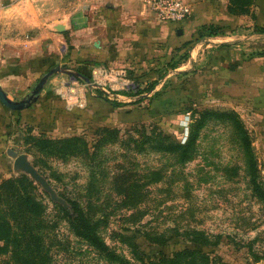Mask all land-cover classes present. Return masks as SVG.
<instances>
[{"label":"rangeland","instance_id":"1","mask_svg":"<svg viewBox=\"0 0 264 264\" xmlns=\"http://www.w3.org/2000/svg\"><path fill=\"white\" fill-rule=\"evenodd\" d=\"M19 1L0 0V9ZM181 1L185 20L196 28L195 42L171 51L172 65L147 77L126 70L93 82L88 68L37 60L29 87L8 98H25L55 66L65 65L90 82L54 73L30 106L12 110L0 102V183L22 178L26 193L41 206L34 229L43 256L35 264H115L73 234L67 222L71 201L80 203L109 248L131 264H160L184 249L206 254L212 264H264V199L253 188L264 190V141L246 100H213L205 82L210 70L203 71L216 51L208 30L200 28L213 21L221 26L212 35L219 36L213 37L216 45L224 46L225 39L231 47L245 45L251 57L264 54L258 0ZM25 2L43 3L61 16L64 8L83 6L99 20L101 8H117L120 0ZM132 3L136 0H122L125 7ZM200 40L210 45L198 46ZM153 81L157 84L147 91ZM191 134L187 154L166 149L184 145ZM71 137L80 139L55 143ZM20 155L49 190L16 163ZM0 264L14 263L3 255Z\"/></svg>","mask_w":264,"mask_h":264},{"label":"crops","instance_id":"2","mask_svg":"<svg viewBox=\"0 0 264 264\" xmlns=\"http://www.w3.org/2000/svg\"><path fill=\"white\" fill-rule=\"evenodd\" d=\"M21 1L0 9V86L10 98L29 87L37 60L59 59L88 69L97 64L111 70H132L141 77L165 66L172 59L171 51L193 39L196 31L191 19L179 23L158 20L142 0L129 4L130 9L137 6L132 10L122 0L117 8H101L96 15L99 20L83 6L64 8L61 16L43 3ZM256 9V24L264 25V0H258ZM59 24L63 31L56 29ZM211 37L216 52L203 72L210 70L205 82H210L213 100H246L264 141V54L251 57L250 52L245 53V45L231 47L225 39L221 41L224 46L216 45L213 37L219 36ZM196 43L206 44L205 48L210 45L203 40ZM199 55L197 61L203 59V52ZM0 111H4L1 104Z\"/></svg>","mask_w":264,"mask_h":264},{"label":"trees","instance_id":"3","mask_svg":"<svg viewBox=\"0 0 264 264\" xmlns=\"http://www.w3.org/2000/svg\"><path fill=\"white\" fill-rule=\"evenodd\" d=\"M202 29L208 30L209 34H218L220 25L217 23L202 24ZM195 41L193 39L185 42L186 46H192ZM183 44V46H185ZM181 48V47H180ZM180 48H176L179 51ZM186 55L181 57V61L185 60ZM89 64V63H88ZM93 64V63H91ZM173 64V58L167 63V65ZM157 81L151 82L147 91L153 90ZM114 106H119L118 102H112L104 99ZM104 133L117 132L114 129L104 128L101 130ZM80 138L71 137L56 140L55 143L72 144L77 142ZM194 141L193 135H189L185 144L170 145L166 149L180 150L182 149V155L187 154V148ZM244 144L250 147V141L245 138ZM253 188L264 199V190L257 184L253 185ZM71 213H67V222L73 234L87 243L95 251H97L104 259L115 264H131L127 259L117 254L114 250L109 248L105 241L100 237L97 232V222L92 221L83 207L77 201H71ZM41 213L40 204L34 200L25 191V185L22 178H10L0 183V256H8V258L14 264H35L37 261L42 260V254L39 251V246L35 244L37 240V229H34L36 225V219ZM202 242H206L207 239L203 233H198ZM198 240V239H197ZM186 262L187 264H212L209 257L201 253L198 250L184 249L178 252L171 259H160V264L167 262L170 264H178L180 262ZM142 264H146L140 260ZM159 264V263H148Z\"/></svg>","mask_w":264,"mask_h":264},{"label":"built area","instance_id":"4","mask_svg":"<svg viewBox=\"0 0 264 264\" xmlns=\"http://www.w3.org/2000/svg\"><path fill=\"white\" fill-rule=\"evenodd\" d=\"M147 9L160 21L179 23L188 17V11L181 0H147ZM1 59V50H0ZM93 82L101 76L106 78L109 74L125 75L126 70H111L103 65H92L90 68ZM112 72V73H110Z\"/></svg>","mask_w":264,"mask_h":264},{"label":"water","instance_id":"5","mask_svg":"<svg viewBox=\"0 0 264 264\" xmlns=\"http://www.w3.org/2000/svg\"><path fill=\"white\" fill-rule=\"evenodd\" d=\"M64 28L61 26L58 27V30L63 31ZM59 72H64L73 76H79L85 79L86 82H90V79L88 77H85L82 73L76 71L72 72L69 71V69L64 65V66H55L49 69L36 83L32 91L30 92L29 95H27L25 98H23L20 101H13L10 98L7 97L5 92L2 90L0 87V102L7 108L12 109V110H21L23 108H26L31 105L38 96L39 92L41 91L43 85L46 83L47 79L53 75L54 73H59ZM16 163L22 167L28 174H30L34 179L40 181L43 186L46 189H50L48 184L45 182V180L32 168V166L25 160L23 156H18L15 159Z\"/></svg>","mask_w":264,"mask_h":264}]
</instances>
